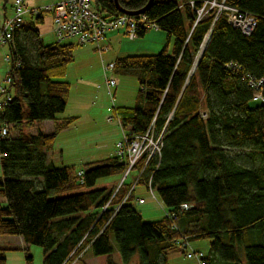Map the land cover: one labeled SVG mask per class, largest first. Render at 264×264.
<instances>
[{
    "label": "trees",
    "instance_id": "trees-1",
    "mask_svg": "<svg viewBox=\"0 0 264 264\" xmlns=\"http://www.w3.org/2000/svg\"><path fill=\"white\" fill-rule=\"evenodd\" d=\"M119 1L138 10L149 0ZM204 2L155 0L146 15L166 32L164 47L116 59L115 71L140 84L135 106L114 107L123 132L138 137L153 127L163 143L125 178L128 164L116 155L86 163L82 177L75 166L49 160L60 132L78 119L57 118L70 93L65 77L75 44H45L34 22L15 32L7 74L13 99L0 111V236L41 246L44 264H72L86 249L98 264H130L136 256L138 264H167L183 236L210 240L206 264H264V102L252 100L245 77L264 75V0H227L259 16L249 36L225 15L215 20V8L197 20ZM96 7L107 18L122 14L114 0H96ZM45 120H53L52 131H42ZM133 171L145 186L152 177L174 221H144L127 181ZM113 175L123 177L118 186L94 188ZM0 264H7L3 247Z\"/></svg>",
    "mask_w": 264,
    "mask_h": 264
},
{
    "label": "rangeland",
    "instance_id": "rangeland-1",
    "mask_svg": "<svg viewBox=\"0 0 264 264\" xmlns=\"http://www.w3.org/2000/svg\"><path fill=\"white\" fill-rule=\"evenodd\" d=\"M53 1L54 0H40V2H42L41 4H43L41 7L56 2ZM43 18V21L40 22H37V19H33L32 21L37 26L41 35V39L45 42V44L54 43L56 42V37L54 34L53 16L49 12H44ZM27 19L31 20L29 17H26V20ZM152 30L148 32L150 33ZM64 43L75 44L74 61L69 65L65 79H69L70 82H74L73 80H77L80 77H98L97 82L96 80L94 81V87L92 88L91 93L87 98V103L88 101L96 102L97 107H102L101 113L98 112L93 120L87 113H79L80 117H78L75 128H73L71 132H65L64 134H62V136L58 135L59 138L57 137L55 148L60 151L64 150V154L63 160L61 161V154L59 151L60 155L56 157L57 159L55 161V164L57 166H62L64 164L72 165L75 166V170L79 172L85 168V164L86 162H88V159L91 160L90 158L98 156L91 150H98L102 152L105 150L102 154H107L106 148H108L109 144H112L113 140V128L117 127L121 135L120 138L121 140L123 139L124 133L118 119L115 116L114 110L107 113L106 109L109 107L113 109V107H116V105L118 107L135 106L137 104V96L140 90V84L136 76L134 75L124 74L120 72H110L113 77L120 80L118 86L113 87V91L115 92V98L113 99L109 95V93H107V88H104L105 90L103 91L99 86V83H103L104 85L105 77L102 66L103 60L99 51L95 49V45L92 43L81 45L75 39L66 40ZM161 48L162 47H160L154 53L159 52ZM30 50L32 54H35V49L32 46ZM10 53V45L8 43L0 45V85L5 83V79L10 70L11 63L10 61H7L5 59L7 54L11 55ZM108 56V52H106L104 53L103 58L107 60ZM101 91H103L105 94H102ZM74 93L75 92L73 86L71 95H74ZM78 105L80 104L76 103L74 99H72V101L70 102V108L78 107ZM63 114L64 112H60L57 113V116H62ZM104 114L106 115V118L103 117ZM152 129L154 131L153 127ZM154 136L155 133L153 135V142L149 143L148 145V152L153 150L155 144L158 142V139H154ZM133 173L135 172L133 171ZM2 175V154L0 152V177H2ZM130 175L127 179L129 183L132 182V176ZM121 177L122 176L120 175L102 177L98 179L97 184L94 188L108 187L110 183H113ZM119 184L120 182L118 181L114 184V187L118 186ZM135 185H138L137 191L144 194L147 199L146 203L144 201L141 204H137V202L135 204L136 208L139 211H144V221H158L163 219L166 215L165 205L156 195V193L155 197L149 192L147 186L143 184ZM12 237L13 236L9 235L0 236V244L1 246H4L3 248H6L7 264H27V255H31L33 257L34 264H44L45 256L44 250L41 246L30 245L29 248L23 247L18 249H11L10 246H13L12 244L16 243V240L12 241ZM191 246L195 250L204 252L205 255H208L210 252L209 239H194L191 241ZM95 259L97 258L93 256L91 252L85 258V260L83 262H80L79 264H83L84 262H92L93 260L95 261ZM96 261L98 264V260ZM167 264H198V261L195 258L186 257L182 249L174 248L168 251Z\"/></svg>",
    "mask_w": 264,
    "mask_h": 264
},
{
    "label": "built area",
    "instance_id": "built-area-1",
    "mask_svg": "<svg viewBox=\"0 0 264 264\" xmlns=\"http://www.w3.org/2000/svg\"><path fill=\"white\" fill-rule=\"evenodd\" d=\"M4 5L5 0H0V45L6 43L10 45L13 42L15 32L26 23V17L35 19L42 16L44 12H49L53 16L54 34L57 42L63 43L66 40L75 39L81 45L92 43L96 46L100 54L106 50V47L102 46V42L111 32H122L129 39H136L139 30L149 31L159 29L158 24L155 21H151L146 13L140 15H127L122 13L119 16L107 18L98 11L96 0H59L43 7H30L25 0H13V13L9 16L3 12ZM213 8L216 9L215 20L221 15H225L229 24L239 28L247 36L251 35L257 27L258 15L242 10L237 6L229 5L227 4V0H205L203 7L197 10V20ZM5 59L10 61V63L12 62V56L9 54L6 55ZM228 67L235 71L240 70L237 64H230ZM115 69L116 60L103 62L106 88L113 99V87L116 86V79L110 72H114ZM245 77H248V84L252 89V100L258 103L264 102V75L260 77L248 75ZM10 83L11 78L7 76L5 83L0 85V111L13 99V95L8 89ZM115 116L120 123L118 116L116 114ZM202 117H207V113L202 112ZM7 134L8 127L6 126L2 128L1 135L6 136ZM153 135L154 131L152 127L144 135L138 137L128 136L124 133L123 139L117 144L116 156L127 162V172L148 152V145L153 142ZM162 144L161 135L154 149L148 152L149 157L160 154ZM127 172L124 178L128 174ZM78 174L82 177L84 171L81 170ZM138 183L139 178L135 184ZM146 186L149 192L156 197L152 185V177L149 178ZM126 199L127 196L124 200ZM144 201V198L137 199L139 204ZM108 206L109 202L105 205L103 211ZM183 208H189V206L184 204ZM166 216L171 221L177 218L175 213L168 211H166ZM178 243L185 251L186 257L195 258L199 264H206L204 252L193 249L188 237L183 236Z\"/></svg>",
    "mask_w": 264,
    "mask_h": 264
},
{
    "label": "crops",
    "instance_id": "crops-1",
    "mask_svg": "<svg viewBox=\"0 0 264 264\" xmlns=\"http://www.w3.org/2000/svg\"><path fill=\"white\" fill-rule=\"evenodd\" d=\"M25 1H26L27 5H29L30 7H41L43 5V4H41L42 2H40V0H25ZM55 1H59V0H54L53 2H55ZM12 5H13V0H9L8 4L6 5V9L3 8V12L5 13V15H8V16L12 15V13H13ZM43 19L44 18H42L41 21H43ZM28 21L33 22L32 20L27 19L26 22H28ZM36 28H37V26H36ZM148 33L149 32L147 31V33L144 37H137L136 39H129L122 32H111V33H109L107 38L102 42V46L106 47V50H104L103 53L100 54L103 62L104 61L110 62V61L116 60L118 57L125 56V55L148 54V53L150 54V53H154L155 51H157L160 47H162V48L164 47L166 40H167L166 32H164L161 29H153L149 34ZM94 47L97 50L96 46H94ZM106 52H108V55H109L107 58L108 61L103 58L104 53H106ZM102 66H103V64H102ZM114 72H116V71H114ZM115 79H116V87H117L120 80L118 78H115ZM95 80L97 82L98 77H80L77 80H73L74 82H70V80L67 79V81H69L71 84L67 105H66V108L64 110V114L62 116H57V118L63 119V118H69V117H80L79 113L85 112L93 120V118L98 114V112L101 113L102 107H100V108L97 107L96 102H89L88 101V103H87V98H88L89 94L91 93L92 88L94 87V81ZM101 80H102V78H101ZM73 86H74V92L75 93H74V95H71V90H72ZM99 86L102 88L103 91L105 90L104 88H106L105 83H104V85H103V83H99ZM103 91H101V93L105 94ZM107 93H108V91H107ZM114 98H115V92H114ZM72 99H74V101L80 105H78V107L70 108V102L72 101ZM116 107H118V106L116 105ZM113 110H114V107H113V109H111L109 107L106 109V112L108 113V112L113 111ZM103 117L106 118V115L104 114ZM77 120L75 121V123L72 126L62 130L60 132L59 136H62V134H64L65 132H71V130H73V128H75ZM53 128H54L53 120H45L41 123V129L43 132H50L53 130ZM112 130H113V140H112V144L111 145L109 144L108 148H106L107 154H102V153H104L105 150L103 152L98 151V150L97 151L91 150L92 152H94V154H97L98 156L90 158L91 160L88 159L87 160L88 162L102 161V160H105L109 157L116 155L117 144L121 141V138H120L121 135H120V132L117 129V127L113 128ZM59 136H58V138H59ZM55 146H56V144H55ZM59 151L60 150H58L55 147L53 150L48 151L49 160H51L52 162L55 163V161L57 159L56 157L61 154L60 157H61V161H62L64 150H61L60 154H59ZM88 162H86V163H88ZM65 165L66 164H64L62 166H65ZM130 176H132L131 186L134 189L133 190L134 198H133L132 203L135 206L138 198H144L145 203H146L147 202L146 197L144 196V194L137 191L138 185H135V182L138 179V174L132 173ZM118 181L121 182L122 177L119 178L118 180L114 181L113 183H110V185L108 187H110V188L114 187V184L117 183ZM138 184H141V183H138ZM0 201L4 202L5 200L1 198ZM137 204H139V203L137 202ZM140 212H141V210H140ZM143 213H144V211L141 212L142 217H143ZM147 222H150V221H147ZM12 238H13L12 241L16 240V243L12 244L13 246H10L11 249H18V248H23V247L29 248V244L27 242H25V240L22 236H13ZM0 247H4V246H1V244H0ZM90 253H91V250L86 249L73 261L72 264H79L80 262H83L85 260V258ZM96 260L97 259H95V261L93 260L92 262H84L83 264H97ZM130 264H138V256L134 257L132 259V261L130 262Z\"/></svg>",
    "mask_w": 264,
    "mask_h": 264
},
{
    "label": "water",
    "instance_id": "water-1",
    "mask_svg": "<svg viewBox=\"0 0 264 264\" xmlns=\"http://www.w3.org/2000/svg\"><path fill=\"white\" fill-rule=\"evenodd\" d=\"M115 1V4H116V7H117V10L120 12V13H123V14H127V15H140V14H144L148 11V9L151 7V5L153 4V2L155 0H149L148 3L141 9H138V10H128V9H125L124 7H122V5L120 4V1L119 0H114ZM205 42V41H204Z\"/></svg>",
    "mask_w": 264,
    "mask_h": 264
}]
</instances>
